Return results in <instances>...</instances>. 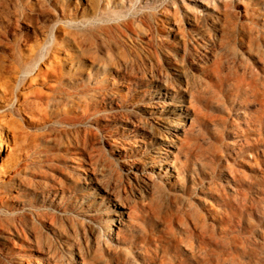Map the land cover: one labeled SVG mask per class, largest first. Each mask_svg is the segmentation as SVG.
<instances>
[{"label": "rangeland", "instance_id": "1", "mask_svg": "<svg viewBox=\"0 0 264 264\" xmlns=\"http://www.w3.org/2000/svg\"><path fill=\"white\" fill-rule=\"evenodd\" d=\"M101 2L0 0V264H264V0Z\"/></svg>", "mask_w": 264, "mask_h": 264}, {"label": "bare ground", "instance_id": "2", "mask_svg": "<svg viewBox=\"0 0 264 264\" xmlns=\"http://www.w3.org/2000/svg\"><path fill=\"white\" fill-rule=\"evenodd\" d=\"M130 5V0H114L113 2H109L108 0H102V2H101V6H102V8L103 9H105V10H107V11H119V10H126V8L128 7ZM186 7V6H185ZM189 10V9H188ZM68 52V51H67ZM120 52V51H119ZM118 53V52H117ZM124 57H125V55H124ZM124 57L121 59L120 58V61L118 62V65H117V67L118 66H120L121 64H122V61H123V59H124ZM65 58V57H64ZM126 58V57H125ZM117 59V58H116ZM100 60V59H99ZM71 60H69V61H67L66 62V64L68 65V64H71V62H70ZM98 62V61H97ZM124 62V61H123ZM116 63V62H115ZM112 65V64H111ZM114 65H116V64H114ZM126 66V65H125ZM113 67H115V66H113ZM128 67V66H127ZM115 69V68H114ZM124 70V69H123ZM83 71V70H82ZM84 72V71H83ZM118 73V72H117ZM116 73V74H117ZM79 74V73H78ZM118 75V74H117ZM71 77V76H70ZM73 77H75V75L73 76ZM79 77V76H78ZM129 79V78H128ZM111 80V79H110ZM64 81L65 82H69V77L68 76H65V79L63 78V79H61L60 81H59V83L57 84V87H56V89H58L60 86H61V84L62 83H64ZM109 82V81H108ZM127 84V83H126ZM53 85H55V84H53ZM117 85V84H116ZM119 85V84H118ZM94 87V86H93ZM112 88V90H111V92H110V94L111 95H117V94H120V91H119V89H117V87L116 86H113V87H111ZM119 88V87H118ZM56 89H55V91L54 92H52L51 94H50V103H51V105H54L58 100H57V96H56ZM99 90V89H98ZM108 90V89H107ZM60 91V90H59ZM97 91V90H96ZM95 91V92H96ZM104 91V90H103ZM94 92V93H95ZM100 92V91H99ZM122 92V91H121ZM97 93V92H96ZM100 93H103V92H100ZM62 94V93H61ZM104 94V93H103ZM60 95V94H59ZM91 95V94H90ZM89 95V96H90ZM106 95V94H105ZM109 95V94H108ZM71 96V95H70ZM65 97V96H64ZM103 97V96H102ZM83 98V97H82ZM65 99H66V97H65ZM68 101H69V99H68ZM88 101V100H87ZM63 102V101H62ZM78 102V101H77ZM81 102V101H80ZM59 103V102H58ZM60 104V103H59ZM80 104V103H79ZM83 104V103H82ZM54 107V106H53ZM75 108V107H74ZM178 110V109H177ZM175 124V123H174ZM165 125V124H164ZM169 125V124H168ZM166 127H168V129H172L173 131H175L176 130V128H178V126L176 125H169V126H166ZM171 130V131H172ZM72 153L73 154H75V152L74 151H72ZM72 155V154H71ZM73 156V155H72ZM71 156V157H72ZM75 156H77V155H75ZM77 182H72V185H75ZM23 185H22V188L25 190V191H27V190H29V187L25 184V183H22ZM32 185V184H31ZM34 185V184H33ZM63 185V184H62ZM21 188V189H22ZM24 191V192H25ZM14 207V206H13ZM0 213H3L2 215H4V213H5V204H3V202L1 201L0 202ZM6 216V215H5ZM0 223H2V222H0ZM104 228H105V232H103V231H101V235L102 236H104V237H106V236H109V232H110V221L109 220H106V223H105V226H104Z\"/></svg>", "mask_w": 264, "mask_h": 264}, {"label": "clouds", "instance_id": "3", "mask_svg": "<svg viewBox=\"0 0 264 264\" xmlns=\"http://www.w3.org/2000/svg\"><path fill=\"white\" fill-rule=\"evenodd\" d=\"M164 6V3L160 6V8H162Z\"/></svg>", "mask_w": 264, "mask_h": 264}]
</instances>
